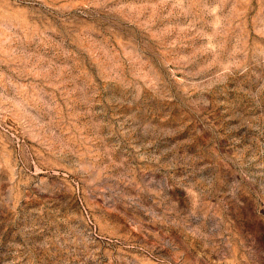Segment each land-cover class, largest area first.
<instances>
[{
  "label": "rangeland",
  "instance_id": "374dc122",
  "mask_svg": "<svg viewBox=\"0 0 264 264\" xmlns=\"http://www.w3.org/2000/svg\"><path fill=\"white\" fill-rule=\"evenodd\" d=\"M0 264H264V0H0Z\"/></svg>",
  "mask_w": 264,
  "mask_h": 264
}]
</instances>
